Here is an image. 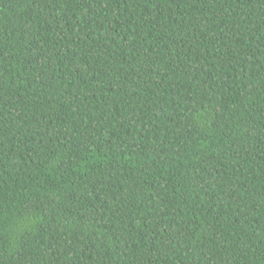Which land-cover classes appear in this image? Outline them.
<instances>
[{
    "label": "trees",
    "instance_id": "1",
    "mask_svg": "<svg viewBox=\"0 0 264 264\" xmlns=\"http://www.w3.org/2000/svg\"><path fill=\"white\" fill-rule=\"evenodd\" d=\"M0 264H264V0H0Z\"/></svg>",
    "mask_w": 264,
    "mask_h": 264
}]
</instances>
